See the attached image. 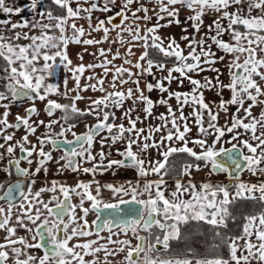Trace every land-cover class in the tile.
Here are the masks:
<instances>
[{
	"label": "snow or ice",
	"instance_id": "1",
	"mask_svg": "<svg viewBox=\"0 0 264 264\" xmlns=\"http://www.w3.org/2000/svg\"><path fill=\"white\" fill-rule=\"evenodd\" d=\"M0 175V264H264V0H0Z\"/></svg>",
	"mask_w": 264,
	"mask_h": 264
},
{
	"label": "crops",
	"instance_id": "2",
	"mask_svg": "<svg viewBox=\"0 0 264 264\" xmlns=\"http://www.w3.org/2000/svg\"><path fill=\"white\" fill-rule=\"evenodd\" d=\"M20 2L21 3H23L24 2V0H20ZM24 15H28V13L27 12H25L24 13ZM16 19H19V17H16ZM81 23H83V21H81ZM169 32H171V33H178L179 32V29H176V28H173V29H170V30H168ZM94 35H96V34H94ZM113 35H114V33H113ZM101 47H104V48H107L108 47V45L107 44H104V45H101ZM78 49L75 47V46H73V48H72V51L73 52H75V51H77ZM90 51H91V49H90ZM91 60V57H89V56H86L85 57V62H88V61H90ZM116 63L117 64H119L120 63V61H116ZM100 70L99 69H97V72H99ZM56 79V81L57 82H60V75L58 74V76L55 78ZM71 86V85H70ZM143 86V85H142ZM90 93H85V95H89ZM227 94V93H226ZM225 94V95H226ZM96 95H99V93H96ZM228 95V94H227ZM226 95V96H227ZM63 102H66V101H63ZM81 107H84V105L83 104H81ZM13 111L15 112V111H18V109H13ZM41 131H43L42 129H41ZM77 131H80V130H78L77 129ZM22 133H18V135H21ZM5 179V177L3 176V175H0V181H3ZM105 179H107V177H105Z\"/></svg>",
	"mask_w": 264,
	"mask_h": 264
},
{
	"label": "rangeland",
	"instance_id": "3",
	"mask_svg": "<svg viewBox=\"0 0 264 264\" xmlns=\"http://www.w3.org/2000/svg\"><path fill=\"white\" fill-rule=\"evenodd\" d=\"M225 94H226V93H225ZM157 95H158V94L154 92V93L152 94L153 99H155V98L157 97ZM226 95H227V94H226ZM157 111H164V109H163V108H159ZM78 130H81V128H78Z\"/></svg>",
	"mask_w": 264,
	"mask_h": 264
}]
</instances>
